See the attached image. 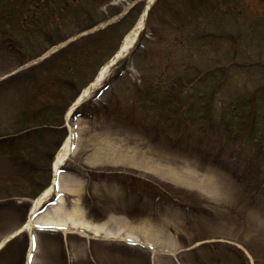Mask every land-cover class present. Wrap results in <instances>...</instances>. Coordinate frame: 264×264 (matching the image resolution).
<instances>
[{
	"label": "rangeland",
	"instance_id": "374dc122",
	"mask_svg": "<svg viewBox=\"0 0 264 264\" xmlns=\"http://www.w3.org/2000/svg\"><path fill=\"white\" fill-rule=\"evenodd\" d=\"M114 1L64 0V12L58 7L51 17L47 12L39 15L52 21L48 27L52 35L36 26L23 33L16 17L9 31L25 46L20 56L0 51V79L34 65L48 44L59 47L85 38L73 49L74 64L69 56L62 57L51 68H40L43 76L37 83L31 84L25 71L19 79L0 85L1 135L24 126L26 105L48 108L61 103L48 82L49 71L64 66L77 82L78 88L66 91L67 100L59 108L93 80L148 0ZM135 2V11L122 17ZM210 2L161 0L140 45L110 71L81 110L82 116L71 119L73 152L63 170L73 180H66L67 187L74 190L63 192V211L80 210L78 219L90 227L71 223L69 232L34 230L31 264H264V175L245 172L239 165L240 159L253 158L264 170V153L258 149L264 139V110L258 116L259 132L244 146L232 134L234 129L230 131L235 128L239 133L237 121L231 127L226 121L225 131L222 119L233 115L236 88H243L240 97L255 90L262 71L255 68L249 75L235 70L222 92L227 104L215 108L211 120L206 114L208 98L193 96L191 87L173 79L183 74L190 82L205 70L232 65L233 55L242 62H264V0ZM98 28L101 31L94 34ZM209 31L231 32L238 38L214 43L199 37ZM167 71L170 75L161 81ZM212 77L214 85L223 74ZM187 105L191 114L178 120L180 109ZM49 112L41 114L40 123ZM65 135L63 129L41 131L22 141L23 148L30 149L23 153H33L43 173L14 165L11 157H3L6 144H0V199L10 192L38 191L33 185L36 179L47 184L49 157ZM24 169L31 174L23 175ZM27 176L32 180L25 181ZM54 200L51 197L42 210L50 212ZM32 201L28 199L22 209L12 205L0 209V241L23 227ZM23 247L18 242L0 262L13 264ZM242 247L256 259L248 258Z\"/></svg>",
	"mask_w": 264,
	"mask_h": 264
},
{
	"label": "trees",
	"instance_id": "16d2710c",
	"mask_svg": "<svg viewBox=\"0 0 264 264\" xmlns=\"http://www.w3.org/2000/svg\"><path fill=\"white\" fill-rule=\"evenodd\" d=\"M64 0H0V36H4L6 35L7 32H9L11 25L15 26L17 23L16 17L17 19L21 22L22 27L21 30L24 33L26 31L27 28H31L32 26H36L38 27L37 29H42L44 27H49L52 24V21L50 23H48L49 20H44L42 18L39 17V15H42L44 12H47V14L49 13V17H51L50 13H52L53 15H55V10L56 8L58 9V7L60 8L58 10V12H64V10L67 7V4L65 3H61ZM66 2H68L69 0H65ZM61 3V4H60ZM16 14V15H14ZM10 33V32H9ZM11 40V39H8ZM73 48H69L65 51H63L62 53L59 54V56H57L56 58H53L54 60L52 62L49 63V65H53L55 62L59 61L62 57L67 58V56H69V60L70 62H72L74 64L76 57H73V52H72ZM74 60V61H73ZM71 67V66H70ZM62 69H53V73L55 76H67L69 75L68 73H71V70L66 71V67H61ZM170 75V71L164 72L162 74V77L160 78L161 81H165L167 79V77ZM174 80H180V82L183 85H186V79L184 77L183 74H176L175 77H173ZM177 83H173V86L178 87V85H176ZM180 87V86H179ZM178 87V88H179ZM155 90V87H154ZM177 91H179V89H177ZM213 88L209 87V88H202V87H198L197 91H195V95H201L202 93L206 94V95H213ZM261 93V91H260ZM261 98V94H252L250 92H246L245 94H243L241 97H238L236 100H238V103L233 104L232 106V112L233 115L232 117L230 116V119L226 120L225 116H224V123L226 124V121L229 123V127H231L232 123L235 121L237 124V127L240 129L239 133L236 134L234 133L235 128H231L230 131H232V129H234V131H232V134L240 137L241 135H245L248 136V143L251 142V137L255 134L254 132H259V127L255 126L253 127V131H251V133L249 132V128H250V121L252 118V115L256 113V105L259 104L260 102H257L255 104L256 101H259L258 99ZM262 102V108L264 109V95L263 98L260 100ZM33 105L28 104L25 106V113H24V126L21 127V130H27L30 125L34 123L37 124H41L39 121L41 120V114L43 115V113L45 114L47 111H50L47 115H44V122L49 124V125H56L59 123L60 119H61V111L59 109L56 108H51L48 107L47 109H43L40 110L34 114H30V116L27 117V112L29 111H33ZM215 109V106L211 105L208 108V113L209 116L213 115V110ZM228 117V116H227ZM236 132V131H235ZM33 135V134H32ZM30 138H32L31 135H26L25 141L30 140ZM18 139H22L20 141H18ZM23 137L21 138H17L14 141H9V144L6 145V147H3V150L5 153L7 152H11L13 154H19V155H24L23 153V149L29 150V148L25 147L21 145L23 144ZM9 148V149H8ZM28 154V153H27ZM33 155V153H31ZM31 154L28 155H24L25 158H29V160L32 159ZM5 155L3 154V157ZM10 157V155H9ZM22 194V193H21Z\"/></svg>",
	"mask_w": 264,
	"mask_h": 264
},
{
	"label": "bare ground",
	"instance_id": "6f19581e",
	"mask_svg": "<svg viewBox=\"0 0 264 264\" xmlns=\"http://www.w3.org/2000/svg\"><path fill=\"white\" fill-rule=\"evenodd\" d=\"M154 2H155V0H148V4H147L146 9L142 13L141 17L138 19L135 27L126 35V37L124 39V43L121 45L119 52H117L116 56L114 58H112L109 62H107L101 68L100 73L97 76V78L94 80V82L83 91L82 97L87 96L88 94H90L92 92V90L97 88L102 83V81H104L108 77L110 71L112 70V67L116 64L117 60L123 58L135 46L140 32H142L146 26L148 9L150 8V6ZM72 110H73V107L70 109L69 113ZM71 145H72V137H69L66 140L64 147L58 153L57 160L55 163V170H57L60 167V165L62 163H64L65 160L70 156ZM62 178L64 180V185H63L62 191L63 192L71 191L73 188L67 187V181L69 183L70 179L68 177H65L64 175L62 176ZM72 182H73V180L71 179L70 183H72ZM52 192H53V186L46 189L41 194V196L38 198V200L36 201L33 210H36L37 208H39V206L45 200L48 199V197L52 194ZM63 200H64V198H61L60 202L58 203V206L53 208L52 212H49L47 215L40 218L38 220L39 223H42L44 225H48L51 227H65L66 225H68L70 223H73L75 225H82V226L90 227L87 223L82 222L81 220L78 219V218H81L79 216L80 210L78 211V209H76L73 212H68V213H66V211H65V213H64V211H63L64 207L62 204ZM32 227H33V223L31 221H29L27 223V228L31 229ZM95 230H97V232H100V228H96Z\"/></svg>",
	"mask_w": 264,
	"mask_h": 264
},
{
	"label": "snow or ice",
	"instance_id": "6c2138e0",
	"mask_svg": "<svg viewBox=\"0 0 264 264\" xmlns=\"http://www.w3.org/2000/svg\"><path fill=\"white\" fill-rule=\"evenodd\" d=\"M0 247H3V243H0ZM35 247V242L33 241V248Z\"/></svg>",
	"mask_w": 264,
	"mask_h": 264
}]
</instances>
